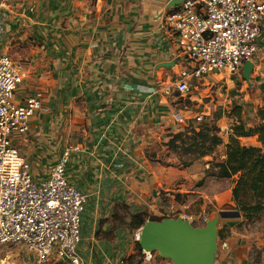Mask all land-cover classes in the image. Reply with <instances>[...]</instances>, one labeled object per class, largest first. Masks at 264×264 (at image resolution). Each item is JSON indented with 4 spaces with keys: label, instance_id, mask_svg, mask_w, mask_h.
Returning a JSON list of instances; mask_svg holds the SVG:
<instances>
[{
    "label": "crops",
    "instance_id": "0c3cea01",
    "mask_svg": "<svg viewBox=\"0 0 264 264\" xmlns=\"http://www.w3.org/2000/svg\"><path fill=\"white\" fill-rule=\"evenodd\" d=\"M170 1L95 0L92 6V0H0V56L24 66L15 100L43 96L29 132L16 143L37 180L49 178L68 147L74 148L66 176L87 198L79 245L86 264H172L157 253L148 260L138 251L140 229H132V217H165L180 199L203 198L198 187L209 180L210 156L187 167L147 157L190 120L216 115L205 103L208 89L190 93V106L164 92L184 67L178 40L165 24L175 9L168 8ZM258 47L249 87L257 81L263 87L244 94L226 80L231 93H241L230 103L264 106V27ZM175 61L172 68L160 67ZM177 112L184 122L175 120ZM223 120L218 124L226 145L232 127H222ZM240 140L260 146L256 136ZM234 185L218 190L211 202L221 209L235 206ZM232 232L227 264L248 263L255 240L264 248V238Z\"/></svg>",
    "mask_w": 264,
    "mask_h": 264
},
{
    "label": "built area",
    "instance_id": "2783aa9c",
    "mask_svg": "<svg viewBox=\"0 0 264 264\" xmlns=\"http://www.w3.org/2000/svg\"><path fill=\"white\" fill-rule=\"evenodd\" d=\"M263 19L261 0H187L169 12L165 24L178 40L184 67L165 94L185 96L192 83L199 86L216 72L242 75L259 52ZM23 80L24 66L0 56V245L25 248L37 264H86L79 245L87 198L66 176L74 148L68 147L49 178L37 180L16 143L43 107L41 93L16 102ZM174 118L185 121L181 112ZM135 239L139 241L140 231ZM223 245L229 248L227 241ZM146 258L151 260L152 253L146 252Z\"/></svg>",
    "mask_w": 264,
    "mask_h": 264
},
{
    "label": "rangeland",
    "instance_id": "374dc122",
    "mask_svg": "<svg viewBox=\"0 0 264 264\" xmlns=\"http://www.w3.org/2000/svg\"><path fill=\"white\" fill-rule=\"evenodd\" d=\"M94 2L95 0H92L91 2L92 6H94ZM226 80L228 81L230 80L229 83L232 82L234 89L236 90L230 89V86H228L227 84H224ZM205 82L209 84H207V86H205L204 88H202V86L198 87L196 86V84L192 83L189 94L196 93L197 88H199L200 90L208 89L207 96L209 97L205 99L206 100L205 103L211 104V112L213 115L216 114L214 119H217L216 125L220 129V132H221V128L218 124V121L223 120V119H224L223 122H221L222 127L229 125L233 129V126L236 123L234 116L237 114V111L239 109L238 107H241L242 119L246 124L248 123L257 124L258 123L259 106H256L255 104L253 105V107L244 105V104H241L240 100L238 99H237V102L233 101L230 103L229 101L234 100L237 96L241 97V93L235 92L233 94L230 91L243 90L244 94H248L252 90L256 92L258 88L263 87L261 86V83L257 81L256 86H254V88H250L249 82L247 81L245 82L242 75L231 76L227 73H218V72L211 74L210 77H205V79L200 83L204 84ZM189 94L185 96L175 95V97H177L182 104L190 106L188 98H186L188 97ZM260 99L262 100V104H263L264 103V92H262ZM246 115H252L253 119L250 117V119H248L247 121ZM181 131L175 134H178ZM230 137H231V134L229 135L228 142L230 140ZM167 142H163L162 144L153 146L152 149H150L151 151L149 154H152V155L155 154L156 160H158L159 162L166 163V164L170 163L173 165L181 164L180 162L181 156L184 157V160H188L190 158L189 156H184L182 152H180L181 153L180 155L173 153L167 147ZM227 144L226 145L221 144L216 149V151L212 155H210L211 157L210 162L211 161L212 162L210 163L209 170L212 168V163H219L226 159L225 154H226ZM255 144L256 143L254 142L253 143L248 142V144H246L245 146H254ZM22 148H24V146ZM209 170L207 171V176H206V178L208 177L209 180L205 183H204L205 181L204 180L202 182L203 185L201 187H198L200 189V192H202L203 198H200L199 197L200 195L195 194L191 199H189L188 197H185L184 199H180L179 205L175 203L173 208L170 207V212L164 213L165 217H162L163 220L168 219V218H172V219L183 218V219L189 220L195 227L202 228L206 226L209 220H212L215 217H218L220 212L222 211H229V212L237 211L236 206L232 205L228 207V209H221L220 206H216L211 201H212V197L218 190H221V191L228 190L232 184H235V181L237 180L238 177L235 176L233 179H230V180L229 179H225V180L219 179L218 180L214 178L213 176H208ZM205 196H207V198H205ZM187 200L191 202H188ZM242 218L243 217L241 218H220L219 226H218L219 231L223 229V231H225L226 234H229V237L225 240L228 242V244H229L228 240L230 238H233L234 236L232 231H234L235 233L236 232L239 233V235L246 234L248 236L264 238V216L259 220L251 221V222L242 220ZM225 241H222L219 237L216 264H227L228 261H231L232 256L229 255V257H227L225 253L229 250V248H225L223 245ZM256 242H258V240H255V243L253 244V246L250 247L249 255H248V263L246 264H264V248L262 246H257ZM225 257L226 259L223 261ZM0 264H37V263H36L35 257L23 247L0 245ZM48 264H63V263L51 262Z\"/></svg>",
    "mask_w": 264,
    "mask_h": 264
},
{
    "label": "trees",
    "instance_id": "16d2710c",
    "mask_svg": "<svg viewBox=\"0 0 264 264\" xmlns=\"http://www.w3.org/2000/svg\"><path fill=\"white\" fill-rule=\"evenodd\" d=\"M177 8L171 10L174 11ZM237 120L233 126L230 140L226 146V159L219 163H212L208 176L216 179H233L237 176L233 187V201L237 211L245 221L251 222L264 216V106L259 109V122L249 127L242 119L241 107H238ZM217 119H203L198 122L192 120L180 133L172 135L167 147L173 153L189 156L188 160L180 157L181 166L187 167L194 161L212 155L223 144L220 129L216 125ZM257 136L260 146H245L241 138ZM151 160H156L155 154H147ZM159 162V161H158ZM162 163V162H160ZM170 165V163H162ZM151 221H162V218H151ZM148 221L146 214L132 217V229H141ZM219 237L225 241L229 234L223 229ZM136 247L143 252L139 242Z\"/></svg>",
    "mask_w": 264,
    "mask_h": 264
},
{
    "label": "water",
    "instance_id": "95a60500",
    "mask_svg": "<svg viewBox=\"0 0 264 264\" xmlns=\"http://www.w3.org/2000/svg\"><path fill=\"white\" fill-rule=\"evenodd\" d=\"M186 1L171 0L168 8H177ZM175 64L176 61L163 63L160 67L172 68ZM254 66L252 61L244 65L242 75L245 81H251ZM220 218H241V214L222 211L202 228L183 218L148 221L140 229L139 244L144 252H157L172 264H216Z\"/></svg>",
    "mask_w": 264,
    "mask_h": 264
}]
</instances>
